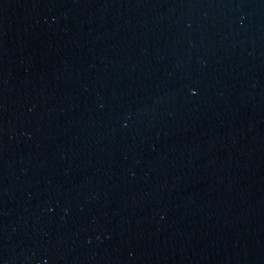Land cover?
I'll return each instance as SVG.
<instances>
[{"label": "water", "instance_id": "water-1", "mask_svg": "<svg viewBox=\"0 0 264 264\" xmlns=\"http://www.w3.org/2000/svg\"><path fill=\"white\" fill-rule=\"evenodd\" d=\"M0 264H264V0H0Z\"/></svg>", "mask_w": 264, "mask_h": 264}]
</instances>
